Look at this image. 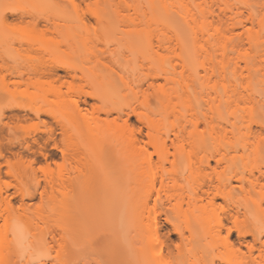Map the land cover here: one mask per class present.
I'll use <instances>...</instances> for the list:
<instances>
[{
	"label": "bare ground",
	"instance_id": "6f19581e",
	"mask_svg": "<svg viewBox=\"0 0 264 264\" xmlns=\"http://www.w3.org/2000/svg\"><path fill=\"white\" fill-rule=\"evenodd\" d=\"M163 2L162 8L168 7L167 1ZM169 14L167 19L163 16L166 24V20H172ZM29 16L27 21L25 15L20 16L26 24L22 27L26 35L60 31L65 25L49 16ZM174 20L171 25H176ZM244 21L254 23L259 17L250 9L246 15L237 14L236 22ZM67 36V42L74 40L72 35ZM113 40L122 41L109 39ZM248 40L257 47L247 59L250 68L257 51L264 60V47L259 49L256 36ZM71 45L76 53L77 45ZM241 45L240 41L236 43ZM176 46L189 63L203 57L204 72L191 73L186 84L199 88L200 101L205 104L204 93L211 79L206 38L195 33L161 35L155 43L148 37L132 50H175ZM134 72L123 62L84 65L74 59L0 66V180L9 178L4 187L0 184V234L4 232L0 264H17L27 245L36 240L44 241L49 252L56 251L51 261L38 264H66L68 236L74 233L68 232L67 226L72 222L91 226L90 222L102 214L113 226L125 224L130 215L132 219L127 222L132 220L136 227L131 244L134 250L159 242L152 254L135 264H264V168L256 172L247 160L255 155L264 162V137L260 138L264 134V109L254 113L255 119L245 130H233V151L209 146L213 134L215 138L221 134L214 131V115L205 107L202 113H195L190 146L172 140V149L161 135L162 126L146 109L152 102L151 95L158 101L172 95L162 87L156 92V81L176 82L175 68L160 65L152 80L135 79ZM40 85L48 88L30 91ZM217 114L223 117L235 113ZM133 117L147 127L146 142L154 147L153 152L143 145L142 128L132 127ZM168 132L178 139L185 128L172 124ZM222 139H227L226 134ZM153 154L163 165L177 166L187 159L189 174L196 181L188 208L179 217L168 214L178 235L173 259L163 250L165 245L170 251L169 236L163 239L156 218L144 217V211L150 207L153 191H157V205L160 193L179 186L183 173L175 169L171 176L151 174V187L144 191V167L154 162ZM171 197L173 194L168 195V199ZM101 207L103 213L98 212ZM46 226L54 228L48 231ZM147 232L149 236L143 239ZM106 240L112 241L111 233L106 234Z\"/></svg>",
	"mask_w": 264,
	"mask_h": 264
},
{
	"label": "rangeland",
	"instance_id": "374dc122",
	"mask_svg": "<svg viewBox=\"0 0 264 264\" xmlns=\"http://www.w3.org/2000/svg\"><path fill=\"white\" fill-rule=\"evenodd\" d=\"M165 1H167L165 6L168 5L166 8H162L163 0H0V66L45 65L60 59H74L78 64L84 65L123 62L134 68L133 77L138 80H152L162 64L174 66L176 82L165 84L163 79L156 81V92L162 87L166 92H172V95L163 98L162 101L156 100L151 95L152 102L146 109L149 111V116L162 126L163 138L171 148L172 140L174 143H183L189 147L194 130L195 113H202L205 107L207 113L214 115L212 122L214 131L221 134L219 138H215L217 135L213 134L209 146L233 151L230 144L233 140V130H245L251 120L255 119L254 113L264 109V60L259 56L258 51L254 65L247 67V59L257 50L255 45L250 44L248 37H258L259 49L264 47V0ZM250 9L257 13L259 21L237 23V14L246 15ZM28 13L40 18L49 16L63 21L65 25L61 26L60 31L48 33L36 31L26 35L22 30L26 24L21 22L20 16L25 15V21L30 20ZM168 14L169 19L172 18L171 21L175 19L176 25H171V21L168 20H166L167 24L163 22ZM194 33L203 36L209 42L210 55L207 66L211 79L204 93L207 97L205 104L200 101L199 88H195L193 84L190 86L186 84L188 75L204 72L201 66L203 57L194 58V61L189 63L181 48L177 46L175 50L145 52L132 50L144 44L148 37L156 43V38L161 35ZM67 35H72L74 40L67 42ZM102 38L107 39L109 43L106 44L107 40L101 42ZM114 38H121L122 41L120 43L109 41ZM239 41L242 45L238 47L236 43ZM71 43L77 45L76 53L73 52ZM47 88V85H40L32 87L30 91L39 92ZM217 113L235 114L221 117ZM172 124L182 125L185 128V133L178 139L172 132H168ZM132 127L142 128L141 137L145 140L143 145L149 152H153L154 147L146 142L147 127L135 117L132 118ZM224 134L227 136L225 140L222 139ZM263 137L264 134L260 136ZM153 158L154 162L144 167V191L151 187L149 177L151 174L171 176L175 169L183 173L179 186L160 193L161 202L157 205H154L157 191H153L150 207L144 211V217L156 218L161 237L165 239L167 235L169 236L170 251L165 245L163 250L173 259L177 255L175 244L178 235L173 232L168 214L179 217L182 211L188 208L196 181L189 174L191 165L187 159L173 166L167 162L163 165L158 161L156 154H153ZM247 160L256 172L264 168V162L255 155L248 156ZM8 180L9 178L4 177L0 180V184L4 187ZM156 186H159L158 182ZM169 194H173L170 199H168ZM101 208L102 211L98 209L99 213L105 211L103 207ZM104 216L102 214V217ZM100 217L90 222L91 226L88 225L89 223L79 225L76 221L77 226L74 222L67 226L68 232H74L72 234H76L75 237L78 238L74 237V240L72 234L68 236L66 264H135L136 261H143L147 255L155 251L159 243L157 241L140 251L132 248L136 227L131 223L132 220L127 222L131 218L130 215L127 216L125 224L117 226H113L106 216L104 221L102 217L99 219ZM39 223H43L40 226H44V222ZM0 224L3 225V219H0ZM46 229L51 230L49 227ZM3 233L0 234V238ZM107 233H111L112 241L106 240ZM149 234V232L145 233L142 238L145 239ZM72 239L74 242L71 241ZM3 242L4 240L1 245H4ZM43 243L44 241L36 240L32 245L28 244L25 252L18 257L20 261L17 264L51 261L56 251L54 249L49 252L45 247L46 244ZM1 245L0 250L3 249Z\"/></svg>",
	"mask_w": 264,
	"mask_h": 264
}]
</instances>
